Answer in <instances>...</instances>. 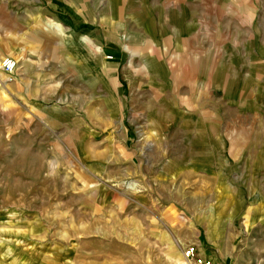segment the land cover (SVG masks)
Segmentation results:
<instances>
[{"label": "rangeland", "instance_id": "obj_1", "mask_svg": "<svg viewBox=\"0 0 264 264\" xmlns=\"http://www.w3.org/2000/svg\"><path fill=\"white\" fill-rule=\"evenodd\" d=\"M137 1L22 0L42 69L0 79V264H264V0Z\"/></svg>", "mask_w": 264, "mask_h": 264}, {"label": "crops", "instance_id": "obj_2", "mask_svg": "<svg viewBox=\"0 0 264 264\" xmlns=\"http://www.w3.org/2000/svg\"><path fill=\"white\" fill-rule=\"evenodd\" d=\"M36 2V0H34ZM191 2V4H194V10L192 8V11H196L198 7H195L196 5H198V3H205L204 0H189ZM22 2V0H13V2H9L8 3V7H9V15H8V20L1 21L0 20V64L1 61L5 58H9V56H24L23 58H20V64H19V69L18 71L16 70L15 75L14 76H20L22 78V76H25L28 74V72L32 71V70H41L42 66L40 64V60H39V65H37L35 62L36 60V56L38 55V58H40V51L36 53V51L33 52H29L28 54L25 53V44H23V41L20 40V37H18V31L22 32V28H23V21H22V6L20 5ZM188 1L187 0H178L176 2L170 1V0H141L140 2L137 1L138 6H135L136 9H138V11L135 13H144L147 15H150L151 12H158V13H165L167 10H170L172 12L176 11V6L179 5L181 8L183 7L184 4H186ZM140 6L142 11H140ZM239 19L237 20V17H235V20H229L228 23L230 25H241L242 23H247V17H243L242 19H240V17H238ZM199 20L195 21V26ZM201 23H207L202 21ZM11 25L10 27L8 25ZM77 26H79L80 24H77ZM27 38V42L26 45H29L30 43L34 44L36 43L38 47H40V36L38 33V28H37V32L30 33L28 35ZM114 37V39L118 42H120V39ZM125 38V37H124ZM24 54V55H23ZM28 55L29 59L26 57ZM30 55V56H29ZM31 55H33L34 59H31ZM11 58V57H10ZM13 59V58H12ZM18 72V73H17ZM5 76L6 74L4 73V71L2 70L1 66H0V79H2L3 75ZM7 76V75H6ZM8 78V76H7ZM2 82V80H1ZM199 254L201 257H203L205 254L202 253L201 251H199ZM210 260H214V256L212 255V253H210ZM216 261V260H214Z\"/></svg>", "mask_w": 264, "mask_h": 264}, {"label": "built area", "instance_id": "obj_3", "mask_svg": "<svg viewBox=\"0 0 264 264\" xmlns=\"http://www.w3.org/2000/svg\"><path fill=\"white\" fill-rule=\"evenodd\" d=\"M0 66L4 73L8 76V81H11L17 68L16 61L12 58H5L1 61ZM183 256L186 264H223L220 261L218 262L207 259L205 257H201L198 247H196L195 245L188 246V248L184 251Z\"/></svg>", "mask_w": 264, "mask_h": 264}]
</instances>
